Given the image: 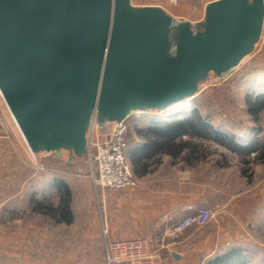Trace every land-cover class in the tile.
Wrapping results in <instances>:
<instances>
[{"label": "water", "instance_id": "95a60500", "mask_svg": "<svg viewBox=\"0 0 264 264\" xmlns=\"http://www.w3.org/2000/svg\"><path fill=\"white\" fill-rule=\"evenodd\" d=\"M263 30L264 0H210L200 20L132 0H0V93L35 155L73 164L93 120L107 132L168 109L234 72Z\"/></svg>", "mask_w": 264, "mask_h": 264}, {"label": "crops", "instance_id": "0c3cea01", "mask_svg": "<svg viewBox=\"0 0 264 264\" xmlns=\"http://www.w3.org/2000/svg\"><path fill=\"white\" fill-rule=\"evenodd\" d=\"M201 1V8L190 9L191 5L182 3L168 10L176 16L200 20L210 0ZM259 43L258 50L262 53L264 30ZM128 117L127 155L136 184L107 191L100 209L86 218V233L91 241L84 242V263L105 264L106 236L115 240L141 235L152 238L183 218L189 212V204H206L215 208V216L206 226L191 225L179 237L169 239L166 246L160 247L158 252L163 264H207L233 248L243 249L242 264H254L257 260L264 264L262 258L250 255L240 243L248 241L256 227L254 220L264 213V189L235 194L227 202L219 201L220 188L214 185L218 180L219 162L211 161V175L206 179L188 174L189 169L199 165L196 154L200 145L191 134L172 136L167 123L176 115L153 108L135 111ZM31 157L27 142L0 93V264H77L74 255L65 261L53 251H45L44 242L37 239L27 242L28 230L34 224L37 226V222L27 217L45 215L37 193L29 194L28 190L29 167L38 168ZM34 181L36 187L42 186L41 172L35 170ZM86 184L90 189L91 182ZM88 193L91 195V191ZM49 216L53 221L59 220L53 213ZM103 220L108 228L106 236Z\"/></svg>", "mask_w": 264, "mask_h": 264}, {"label": "rangeland", "instance_id": "374dc122", "mask_svg": "<svg viewBox=\"0 0 264 264\" xmlns=\"http://www.w3.org/2000/svg\"><path fill=\"white\" fill-rule=\"evenodd\" d=\"M132 1L134 4H160L173 10L182 3L191 5L190 9L202 6L201 0H180L178 5H172L167 0ZM258 44L229 76L221 79L211 74L208 79L201 82L197 93L182 99L168 109H162L169 115L176 116H188L193 109H197L207 121L212 123L213 128L233 134L246 146V149L238 151L220 141L193 136L200 145V151L196 154L199 165L189 169L188 174L191 177L206 179L211 175V161L218 160L219 175L214 185L220 188L218 200L221 202H227L238 193L264 189V160L258 158L264 148V106L255 116L249 111L247 102L249 99L255 101L260 94L264 96V52L260 53V43ZM253 139L255 146L249 147ZM67 156V151H64L61 157H54L47 152L39 153L37 161L31 157V160L38 164V168L29 167L28 190L29 194L37 193L38 200L44 206L45 215L29 214L27 218L37 222V226L34 224L32 229L28 230L27 242H35L37 239V242H44L45 251H53L62 260L68 261V256L71 259L74 255L77 264H85L84 242L91 241L86 233L85 222L89 214L97 211L93 207L97 205L98 200L90 177L91 166L87 155L80 157L78 162L73 164L66 163ZM35 170L42 174V186L35 185ZM58 178L64 180L71 188L70 205L74 218L70 222L55 218L53 221L49 216L55 213L52 212V208L58 206L63 198L59 186L53 184H56L54 181ZM88 181L91 182L90 189L86 184ZM88 191H91V195ZM56 213L58 216V212ZM253 225L256 227L250 232L248 241L240 243L250 255L262 258L264 262V213L257 216ZM257 261L254 264H259Z\"/></svg>", "mask_w": 264, "mask_h": 264}, {"label": "built area", "instance_id": "2783aa9c", "mask_svg": "<svg viewBox=\"0 0 264 264\" xmlns=\"http://www.w3.org/2000/svg\"><path fill=\"white\" fill-rule=\"evenodd\" d=\"M167 1L172 5L180 3V0ZM129 131V117L114 121L107 132L98 131L94 120L91 124L86 155L98 200L93 209H100L107 191L136 184L134 169L127 155ZM30 153L37 161V155L31 150ZM40 166L43 168L42 164ZM188 210L183 218L155 233L152 238L141 235L119 240L110 239L106 236L108 228L106 221L103 220L102 229L106 236L105 264H163L158 252L160 247L166 246L169 239L179 237L191 225L208 224L216 213L215 208L204 204H189Z\"/></svg>", "mask_w": 264, "mask_h": 264}, {"label": "trees", "instance_id": "16d2710c", "mask_svg": "<svg viewBox=\"0 0 264 264\" xmlns=\"http://www.w3.org/2000/svg\"><path fill=\"white\" fill-rule=\"evenodd\" d=\"M247 102L249 104V111L253 115L257 116L261 108L264 106V96L260 94L257 96L255 101H251L249 99ZM167 127L172 136L187 133L192 136L197 135L206 138H215L233 150L242 151L246 149V146L239 142L233 134H227L219 129L213 128L212 123L207 121L197 109H193L191 114L188 116L175 117L172 121L167 123ZM253 146H255V139L249 143V147ZM258 158L264 160V148L261 150V154ZM56 183L62 191L63 198L58 206L52 208V212L55 211V213H53L54 216H56V212H58L59 220L70 222L73 219V213L70 205L72 193L71 188L60 178L56 179ZM243 262V249L233 248L209 260L207 264H242Z\"/></svg>", "mask_w": 264, "mask_h": 264}]
</instances>
